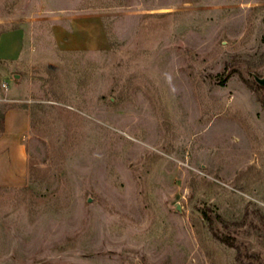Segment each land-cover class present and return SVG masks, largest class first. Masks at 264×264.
<instances>
[{"label": "rangeland", "instance_id": "rangeland-1", "mask_svg": "<svg viewBox=\"0 0 264 264\" xmlns=\"http://www.w3.org/2000/svg\"><path fill=\"white\" fill-rule=\"evenodd\" d=\"M15 27L0 264H264V0H0Z\"/></svg>", "mask_w": 264, "mask_h": 264}, {"label": "crops", "instance_id": "crops-1", "mask_svg": "<svg viewBox=\"0 0 264 264\" xmlns=\"http://www.w3.org/2000/svg\"><path fill=\"white\" fill-rule=\"evenodd\" d=\"M24 41L22 28L0 31V114L3 115V129L0 131V186H20L27 178L25 139L30 130V112L23 105L3 108L5 103L15 102L17 99L3 96L13 93L15 89L10 92L7 91L8 88L2 87L5 77L10 75L22 57ZM81 44L82 41L77 40L74 45L81 48Z\"/></svg>", "mask_w": 264, "mask_h": 264}, {"label": "water", "instance_id": "water-1", "mask_svg": "<svg viewBox=\"0 0 264 264\" xmlns=\"http://www.w3.org/2000/svg\"><path fill=\"white\" fill-rule=\"evenodd\" d=\"M17 76V75H16ZM254 80L261 86H264V76L259 77L257 75H254Z\"/></svg>", "mask_w": 264, "mask_h": 264}, {"label": "trees", "instance_id": "trees-1", "mask_svg": "<svg viewBox=\"0 0 264 264\" xmlns=\"http://www.w3.org/2000/svg\"><path fill=\"white\" fill-rule=\"evenodd\" d=\"M3 129V115L0 114V131ZM205 215V214H204ZM207 219H211L209 216L205 215Z\"/></svg>", "mask_w": 264, "mask_h": 264}, {"label": "built area", "instance_id": "built-area-1", "mask_svg": "<svg viewBox=\"0 0 264 264\" xmlns=\"http://www.w3.org/2000/svg\"><path fill=\"white\" fill-rule=\"evenodd\" d=\"M2 87L7 88V84L5 82H2Z\"/></svg>", "mask_w": 264, "mask_h": 264}]
</instances>
